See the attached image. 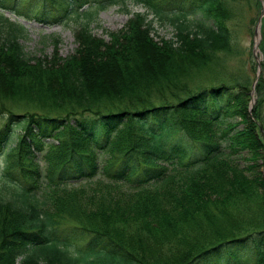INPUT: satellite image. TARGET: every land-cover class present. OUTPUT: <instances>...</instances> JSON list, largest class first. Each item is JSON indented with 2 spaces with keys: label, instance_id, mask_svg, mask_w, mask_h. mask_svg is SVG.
I'll use <instances>...</instances> for the list:
<instances>
[{
  "label": "trees",
  "instance_id": "16d2710c",
  "mask_svg": "<svg viewBox=\"0 0 264 264\" xmlns=\"http://www.w3.org/2000/svg\"><path fill=\"white\" fill-rule=\"evenodd\" d=\"M244 1L52 0L35 20L73 22L78 47L51 59L25 52L0 2V264H264L254 82L209 69L237 51ZM128 3L147 11L97 37L99 13ZM150 16L175 37L156 41ZM63 221L85 247L57 237Z\"/></svg>",
  "mask_w": 264,
  "mask_h": 264
},
{
  "label": "rangeland",
  "instance_id": "374dc122",
  "mask_svg": "<svg viewBox=\"0 0 264 264\" xmlns=\"http://www.w3.org/2000/svg\"><path fill=\"white\" fill-rule=\"evenodd\" d=\"M51 1L52 0H0L1 3H4L3 5L1 4V7L5 8L4 13L6 17L12 22H16L25 27L27 34L21 42L25 48V52L29 56L51 59L54 54L57 53L59 57L67 58L73 55L78 47L74 37L76 25L73 22L68 24L58 23L55 25H45L35 20V17L39 15L38 13L44 11L45 8H48V10L52 9L49 7L53 3ZM232 9L235 15L232 26L234 25L237 51L232 54L220 56L216 60H213L216 57L210 59L209 69L212 70L216 68L213 70L214 75L217 76L218 74V76H224L231 82L239 80L241 76V78L246 81L245 85L241 83L244 85L246 93H249L250 86L247 80L250 82L253 81L254 85L256 84L255 87H257L259 80L261 79V90L257 88L258 90L255 92L253 85V91L251 93L252 98L249 107L250 111L256 108L258 112L259 116L256 115V117L262 122L261 136L264 143V29L262 28L264 25V0H261V2L260 0H247L244 1L243 4L232 5ZM146 11L147 9L141 5L132 3H128L125 6H112L99 13L96 22L92 25V29L97 37L103 38L108 42L110 40L108 33L121 31L126 27L129 20L132 19L135 14H144ZM261 17L262 22L260 32L259 35L256 36L255 32ZM189 19L192 20V18ZM149 20H153V30L151 31V35L156 41H160L161 39L169 40L175 37L176 30L171 24L162 23L155 16H150ZM54 39L60 40L57 47H55ZM257 39H259V45L257 46V51H255V53L254 49L257 44ZM202 80L203 79L196 80V82ZM6 119L7 117L3 120L2 116L0 117V128L5 124ZM22 132L23 130L18 127L17 134H21ZM49 142H51V140H49L48 143ZM46 154L47 149L41 155H38V162L43 171L47 166V161L45 160ZM259 164L257 176L254 178L258 183H260V179L258 178L259 172H262L264 177V161ZM240 165L241 168H243L246 164L242 161ZM13 175L15 176L16 174ZM17 177L18 176L16 175L15 179H17ZM97 179L108 181L107 176L104 174H100L95 180ZM260 192L263 193L264 189H260L258 193ZM55 233L60 240H67L68 243L71 244L70 249L74 252H76L77 249L85 247L88 242L87 238L83 239L79 233L72 230V224L68 221L60 223V225L56 227ZM207 262L208 260L202 262L199 261L200 264H208Z\"/></svg>",
  "mask_w": 264,
  "mask_h": 264
},
{
  "label": "water",
  "instance_id": "95a60500",
  "mask_svg": "<svg viewBox=\"0 0 264 264\" xmlns=\"http://www.w3.org/2000/svg\"><path fill=\"white\" fill-rule=\"evenodd\" d=\"M263 13H264V10H263ZM261 22H262V17H261V19L259 20V23H258V25H257V29H256V32H255L256 36L259 35L260 28H261ZM258 45H259V39L257 40V44H256V46H255L254 52L257 51V46H258ZM255 53H256V52H255ZM258 78H259V77H258Z\"/></svg>",
  "mask_w": 264,
  "mask_h": 264
}]
</instances>
